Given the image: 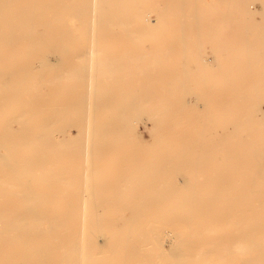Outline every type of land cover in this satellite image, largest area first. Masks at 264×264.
<instances>
[{
	"label": "bare ground",
	"instance_id": "obj_1",
	"mask_svg": "<svg viewBox=\"0 0 264 264\" xmlns=\"http://www.w3.org/2000/svg\"><path fill=\"white\" fill-rule=\"evenodd\" d=\"M230 1L222 0L227 10L220 13L219 21L234 20ZM238 1L247 7L243 8L246 12L259 7L258 27L264 30V0ZM10 3L0 0V11H7ZM13 3H19L18 10L24 7L21 2ZM34 3L37 0L27 6L30 12ZM99 3L104 7L98 12L108 16H94L90 23L136 27L126 32L132 37L153 35L151 26L158 16L152 18L150 10H141L136 16L135 9H119L118 0ZM43 4L52 16L16 17L19 24H10L12 18L0 16L6 23L3 27L10 30L0 37V44L47 45L23 49L19 60L9 56V49L1 51L7 55L0 57V110L4 112L0 121V264L143 263L137 242L158 240L161 226L182 225L191 237L193 232L207 231L201 221L214 225L233 213H264V132L253 128L264 117V32L253 34L252 41L245 32L246 24L233 32H220L219 28L230 26L218 25V19L217 25L210 23L215 9H201L197 1L162 0L158 12L165 26L177 31L160 37L162 46L169 45L168 52L175 44H186V37L217 39L214 65L209 63L204 41L189 38L202 48L198 55L204 83L194 97L185 87L191 72L187 73L178 59L168 67L144 64L134 68L135 60H148L147 54L98 57L93 56L96 51L90 45L71 50L73 39L87 32L78 35L63 23L67 13L82 21L84 13L96 9L79 1L49 0ZM189 5L191 17L187 19L183 13ZM187 27L209 28L210 32L186 34L182 30ZM15 28L26 29V33L17 35L12 31ZM167 51H160L156 60H163ZM32 53L43 55L31 57ZM124 76L127 82L161 87L138 91L120 81ZM32 80L48 88L45 101L33 97L27 103L24 99V85ZM152 91L155 96H148ZM136 117L143 125L150 124L157 139L152 148L143 144L132 126ZM27 118H33L28 126L23 125ZM13 120H17L18 130L13 129ZM228 122L246 133L242 144L236 145L230 136L221 137L219 127ZM72 128L75 135L70 137ZM212 134L219 136L216 141H211ZM128 141L130 148L125 147ZM227 141L240 151L223 149ZM250 156L258 157L262 176L248 168ZM238 186L255 189L243 195V209L231 208L225 193L200 195L204 188ZM183 189L189 194L179 195L176 208L169 210L167 201ZM231 196L237 198L238 194ZM170 211L181 215L167 216ZM254 218L237 236L250 253L243 264H264V219ZM118 219L121 226L116 224ZM169 219L171 224H167ZM208 238H212L209 246L199 248L200 252H213L225 259L226 237L210 234Z\"/></svg>",
	"mask_w": 264,
	"mask_h": 264
},
{
	"label": "rangeland",
	"instance_id": "obj_2",
	"mask_svg": "<svg viewBox=\"0 0 264 264\" xmlns=\"http://www.w3.org/2000/svg\"><path fill=\"white\" fill-rule=\"evenodd\" d=\"M10 1H11V3L5 7L8 10L4 11V12L0 11V16L2 18L7 16V17H10L13 19V21L10 24H13V23L19 24L18 22H15V20H14L16 17L24 19L25 17H27L29 15L35 14V16L42 18V17H47L50 15L52 16V14H53V12H50L48 10V8L43 4L44 2L49 1V0H37V3L32 4L33 7H31V12L29 11V8L27 7L28 4L31 3V0H14V1L21 2L23 4L24 7L21 10H18V9H20L19 3H17V4L13 3V0H10ZM68 1H70V2L71 1L72 2L79 1L82 3H88L90 8L96 9L90 13H84L83 17H82L83 18L82 21H80L78 19V17L75 16V14L67 13L63 23L71 25L73 27V32L78 34V35H82L84 32H87V34L85 36L73 39V41H75V42H72L69 45L71 50L76 51V50L81 49V48H86L90 45L97 52V53L95 52L94 53L95 55L93 54V56H98V57L99 56H104V57L112 56L113 57L116 55H120L124 52H136V53H140V54H142V53L147 54L148 60L147 61H145L144 59L143 60L142 59L135 60L132 64L134 68L141 67L144 64H147V65L153 64V65L158 66V67H159V65H160V67H168V66H171V64L175 60L178 59L179 62L183 66L185 65L186 67L189 68L187 70V68L184 67L186 72L187 73L191 72L190 80L188 81V79H187V82L185 83L186 84L185 87L191 90L189 95L194 96V97H198V95H199L198 90L203 86L202 84L204 83L203 75H202V71H201V66H200L202 64V62L200 61V57H199L200 51H202L200 49H202V48H200V47L198 48L197 44L190 41L191 39H189V38H193V36L188 37V38L187 37L184 38V41H187L186 44H183V45L179 44V43L175 44L174 45L175 49L172 50L171 52H168L166 49L169 45H165V47H164L159 43V41L162 40V38H160V37L165 36V38H166L167 36H171L174 32H177L174 30V28H171L170 26H165L166 22L164 20H162L163 15H161L158 12L159 8L162 7V0L161 1L160 0H118V2H119L118 8L119 9H121V10L135 9L137 12L136 16L139 15L138 13H140L141 10H150L152 18H155V16H158L157 22L151 26L150 32H152L153 35L152 36H145V37H132V36H129V34H126L127 31L129 32L132 29L134 30V29H136V27L132 28L130 26L131 27L130 28V27H125V26H118V27L109 28V27H102L101 25L99 26V24L95 23V22L90 23V19L94 16L100 15L103 18H106L108 16V13H106V12L99 13L97 10L101 6L104 7V5H101V3H99L102 0H64V2H68ZM195 1H197V7L201 8V9H203V8L206 10H209L211 8L215 9V13L213 15H211V18H213V17L215 18L214 19L215 22L211 21L210 23H213L216 25L219 23L218 25L230 26V27L219 28L220 32H224V33H227L230 31L233 32V31L237 30L238 28H242V25L246 24L245 32L247 33V37L249 38V39L248 38L247 39L250 41H252L254 39L253 34L260 33V31L264 32L263 29H260L258 27L259 22L257 20H259L261 18L260 17L261 13L259 11V7H257V10H250L249 12H246L243 10V8H247V7H244V5H242V3H240L238 0H231L232 3L230 1L229 8L232 9L231 12L235 15H232V13H230L231 15L230 14L229 15L234 20H230V21L226 22V21H219V18L221 17L220 13L223 12L225 9L227 10V6L222 2V0H216V1L215 0H211V1H209V0H190V2H195ZM131 2H133V3H131ZM221 3H222V5H221ZM217 4H220V6ZM232 6L234 8H232ZM245 6H248V5L246 4ZM105 7H108V6L105 5ZM190 8H191L190 5L187 6V10L185 11V13H183V17H185L187 19H189L191 17V14L189 11ZM200 15L209 16L206 13H202ZM166 16H167V18H174L171 14L170 15L167 14ZM142 17H143V15H142ZM2 18L0 19V25H2V27H3V25H5L6 23L3 21ZM216 20L218 21V23ZM137 22L139 23L138 17L136 18L135 25H137L136 24ZM240 22L243 24H241ZM238 24H239V26H238ZM250 24H251V26H250ZM115 28H117V29H115ZM233 28H235V29H233ZM92 29H93V32H92ZM206 29H207V31H205ZM251 29H253V31ZM0 30H2V31H0L1 32L0 37L3 35H4V37H6V34L10 33L9 28H6V27L1 28V26H0ZM195 30L197 32H203V33H206V32L209 33L210 32L209 28H202V29H200L201 30L200 31L197 27H196V29H192V28L187 27V28H184L182 31L185 32L186 34H191V33H195L196 32ZM208 30H209V32H208ZM257 30H259V31L257 32ZM12 31L15 32V34L17 33V35H22V34L26 33V29L15 28ZM249 33H250V36L248 35ZM92 35H93V37L91 38ZM124 37H126V38L124 39ZM195 38L196 37L193 38V41H195ZM202 38L203 39L196 38L197 39L196 41H199V40L204 41L203 47H204V50L206 51L207 56L209 58V61H210L209 63L214 64L216 62L215 60H217V59H215L216 55L214 54V51H213V45H214V41L217 39H214V38L212 39V37H206V39H205V37H202ZM91 39H93V40L91 41ZM5 40L8 41L9 38H5ZM91 42H93V44L94 43L95 44L92 45ZM120 42H121V44H120ZM193 43H194V45H193ZM31 47H33V48H36V47L37 48H45V47H47V45H33V44H26L23 42L14 43V44H0V57L7 55V53L1 52L3 49L6 48V49H9V56H13L14 59L19 60L24 55L23 49L31 48ZM160 48H162V49H160ZM194 49H195V51H194ZM165 50L167 51V56H165L164 59H163V57L162 58L160 57V59H163V60H156V58L158 57L157 54L160 53V51H165ZM197 50L199 53L197 52ZM41 55H43V54L42 53L30 54L31 57H41ZM136 55H138V54H136ZM213 57L215 60L213 59ZM150 58L153 60H151ZM212 59L214 60L213 62L211 61ZM261 63L264 67V60L261 61ZM214 65H216V64H214ZM198 68H200V69L198 70ZM196 72L198 73V75H196L197 74ZM94 76H97V75H94ZM105 77H104L105 79H108L107 76H105ZM92 80L94 81V79H92ZM133 80L136 81V78ZM89 81L87 83V88H88V86L90 87ZM120 81L127 82V77L124 76ZM131 81H128L125 85L132 88V89L138 90V91H141L143 88H148V87L153 88L152 90H155L154 88H156V87L157 88L161 87V86H157V85L147 86V85L139 83L137 81H136L137 83L136 82L131 83ZM138 85L140 88L138 87ZM197 85H198V87H197ZM24 86H25L24 90H26V91H24L23 97L27 103H29L33 97H37V98L41 99L42 101H45V93L48 91V88H46L45 86H42L39 80H32V81L28 82L27 85H24ZM154 93L155 92L152 91V95L150 93L148 96H155ZM140 94H143V92H140ZM150 103H155V101L150 102ZM161 103L162 102H157V104H161ZM3 113L4 112H2V110H0V121L3 120V118H4ZM8 116L9 115L6 114L5 117H8ZM25 121L27 123L25 122V124L23 123V125L28 126L30 124L29 122L33 121V118H27V120H25ZM147 121H149V120H147ZM12 123H13V129L18 130L19 124H18L17 120H13ZM147 125L148 126L143 125L142 120L140 122L138 117L132 118V126L139 131L138 132L139 133V139H141L144 142L143 144L146 145L147 148H152L154 146V142L157 141V139L154 138V136H153V130L151 129L152 133L149 130L150 124L148 122H147ZM16 127H17V129H16ZM253 128L255 130H263V132H264V117L260 118V121L258 123H256L253 126ZM219 129H220L219 130L220 135H222L221 137H224L225 135L230 136L231 138H233L232 141H235L236 145L242 144V142H244V138L246 136V133L243 130H241L240 128H235L233 123H231V122L224 123L219 127ZM74 130L75 129L72 128L69 131L70 137L75 135ZM150 134H151V136H149ZM261 135L264 136V133H262ZM210 136H211V141L217 140V138H216L217 135L212 134ZM217 137H219V136H217ZM128 142H130V141H128ZM232 143H234V142L227 141L223 144L222 148L225 150H227L226 148H228V149L233 150V151H240L239 148L230 147V145ZM130 145H131V142H130V144H125V147H129ZM249 158L250 159H249V162L247 164L248 168L250 170H253L256 173V175L262 176L263 170H262V167L259 165V163H257L258 157H256V160H254V158H252L251 156ZM253 190H255V189L252 187H243V186H238V187H234L231 189H220V188H210L209 187V188L202 189L200 192V195L203 196V195H206L207 193H212L213 191H216L220 194L225 193L228 197L227 201L229 203H232V205H233L231 208L243 209L246 205L245 204L246 199H245V197H243V195L248 194V193L252 192ZM188 191H189L188 189H183L175 197H172L171 199H169L167 201V205H166L167 208L169 210H171V208L175 209L176 203L180 200L179 195H186V194L188 195L189 194ZM226 191L228 193H226ZM233 192L238 194L237 198H233L231 196V194H233ZM174 214H180L181 215V213H176V212L170 211L167 214V216H175ZM116 216L118 217V215H116ZM255 216L260 217V218L262 217L264 219V213L263 212H257L256 213L254 211V212H251L250 214H242L239 212L233 213L232 215H229L228 218L223 220L221 223L214 224V225L208 224L207 222H204V221H201L200 224L201 225L205 224L202 226H203V228L207 229V231H202L201 233L193 232L191 237H190L191 233L189 231H186V228L182 225L181 226L180 225L179 226L168 225L165 227L161 226V229L158 230V235H157L158 240H148V241H145L143 244H138V242H137V248L136 249L138 251V254H140V255L143 254V263H136V264H243L245 262V257L250 253L248 252L245 245L238 242L239 239L237 238V236H238V234H240L243 231V229H242L243 225H246L249 223L251 224V223L255 222V218H254ZM116 224L118 226H121L122 221L118 219L116 221ZM167 224H171L170 219L168 220ZM166 230H167V232H166ZM210 234L226 237V241H225L226 246L224 247V249L227 248V252H226L225 259H222L221 256H219V255H215L216 253H213V252H211V253L210 252H205V253L200 252L199 248L209 246L210 240L212 239V238H208V235H210ZM188 239H191V242L186 244L185 240H188ZM133 243H136V242H133Z\"/></svg>",
	"mask_w": 264,
	"mask_h": 264
}]
</instances>
